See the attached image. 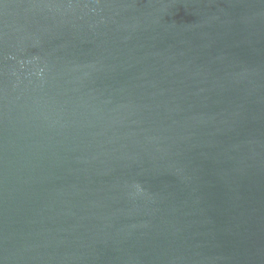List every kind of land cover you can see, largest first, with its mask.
<instances>
[{"label": "water", "instance_id": "water-1", "mask_svg": "<svg viewBox=\"0 0 264 264\" xmlns=\"http://www.w3.org/2000/svg\"><path fill=\"white\" fill-rule=\"evenodd\" d=\"M0 264H264V0H0Z\"/></svg>", "mask_w": 264, "mask_h": 264}]
</instances>
